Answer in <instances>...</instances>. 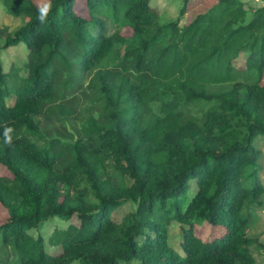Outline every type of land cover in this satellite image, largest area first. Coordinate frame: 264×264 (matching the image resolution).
I'll return each instance as SVG.
<instances>
[{
    "label": "trees",
    "instance_id": "1",
    "mask_svg": "<svg viewBox=\"0 0 264 264\" xmlns=\"http://www.w3.org/2000/svg\"><path fill=\"white\" fill-rule=\"evenodd\" d=\"M80 1L50 0L44 24L49 0L2 3L24 22L0 49V264H259L264 5L217 0L182 24L193 0L167 21L151 0H84L88 17Z\"/></svg>",
    "mask_w": 264,
    "mask_h": 264
},
{
    "label": "rangeland",
    "instance_id": "2",
    "mask_svg": "<svg viewBox=\"0 0 264 264\" xmlns=\"http://www.w3.org/2000/svg\"><path fill=\"white\" fill-rule=\"evenodd\" d=\"M47 0H36L37 3L42 4ZM246 3L251 4L252 6L259 7L264 5V0H243ZM217 0H193L192 3H190L189 12L185 16V18L182 19L181 23L184 24L191 20V18L195 17L200 12L206 11L209 7H211ZM3 0H0V49L2 48L1 45L3 44V41L6 39V36L8 33L13 32L18 27L23 25L24 19L23 18H14L11 15H9L4 7H3ZM183 0H151V7L153 10H155L158 15L160 16L162 21H167L171 19H176L179 15V10L182 6ZM76 9L79 13L83 14L85 17H88V11L85 5L84 0H81L77 3ZM113 25L111 23H108V31L111 33L113 31ZM124 34H129L130 30L128 28H123ZM10 49V48H9ZM7 49L10 56L7 55V53L3 52L2 58H4V67L5 70L11 71L15 74L16 69H21L25 66V64L28 62V48L20 44L18 46L13 47L12 49ZM2 52V50H1ZM0 52V53H1ZM262 83L264 84V77L262 79ZM81 105H86V101L82 100ZM89 104V102H87ZM83 108L81 107L80 110ZM84 112V111H83ZM73 124L77 123V127L81 125L80 119L73 120ZM67 126L69 129H72V125L70 123H67ZM262 148V157L260 159V163L263 166L262 171L260 172L261 179L264 184V140H260L259 143ZM114 180L118 181L121 177L120 174L115 171L111 170ZM9 176L8 170L0 165V176ZM135 205L132 202H127L119 207L113 213V218L116 221H120L127 213L133 211L135 209ZM6 217V211L0 206V221L5 219ZM65 221L56 218L55 221L46 222L44 225H42L39 228L32 229L31 231L35 232H43V235L46 237L49 236V234L52 233L53 228L56 227H64ZM220 227H218L219 229ZM198 231H196L198 234L203 236L204 238H207L209 236V230L206 229V226H200L197 228ZM216 230V229H214ZM219 232H217L218 234ZM249 236L258 237L260 243H256L252 246V251L258 261L259 264H264V207L261 209H258L255 213V217L253 218V222L251 223L250 229L248 231ZM170 235L173 239V242L175 245H177V242L179 240L178 237V227L177 224H172L170 229ZM47 250L54 254L61 251L60 248L56 247H50L47 245ZM132 264H139L137 261L133 262Z\"/></svg>",
    "mask_w": 264,
    "mask_h": 264
},
{
    "label": "clouds",
    "instance_id": "3",
    "mask_svg": "<svg viewBox=\"0 0 264 264\" xmlns=\"http://www.w3.org/2000/svg\"><path fill=\"white\" fill-rule=\"evenodd\" d=\"M52 5L50 3V0L48 3H44L38 8V20L41 24L46 23L47 17L51 11ZM13 129L12 128H5L4 130V137H5V143L10 144L12 142V133Z\"/></svg>",
    "mask_w": 264,
    "mask_h": 264
}]
</instances>
